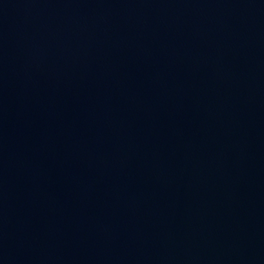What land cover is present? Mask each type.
<instances>
[{"label":"water","instance_id":"obj_1","mask_svg":"<svg viewBox=\"0 0 264 264\" xmlns=\"http://www.w3.org/2000/svg\"><path fill=\"white\" fill-rule=\"evenodd\" d=\"M0 264H264V0H0Z\"/></svg>","mask_w":264,"mask_h":264}]
</instances>
